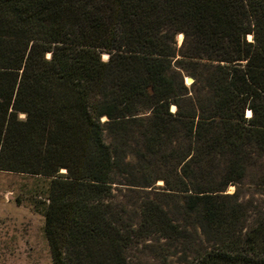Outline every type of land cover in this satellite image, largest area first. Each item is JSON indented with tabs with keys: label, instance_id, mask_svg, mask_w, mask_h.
<instances>
[{
	"label": "trees",
	"instance_id": "trees-1",
	"mask_svg": "<svg viewBox=\"0 0 264 264\" xmlns=\"http://www.w3.org/2000/svg\"><path fill=\"white\" fill-rule=\"evenodd\" d=\"M0 171L53 264H264V0H0Z\"/></svg>",
	"mask_w": 264,
	"mask_h": 264
},
{
	"label": "rangeland",
	"instance_id": "rangeland-1",
	"mask_svg": "<svg viewBox=\"0 0 264 264\" xmlns=\"http://www.w3.org/2000/svg\"><path fill=\"white\" fill-rule=\"evenodd\" d=\"M176 39L181 44L183 34ZM183 76L188 77L184 72ZM47 184L40 176L0 171V264H53L44 233ZM234 189L230 185L228 192Z\"/></svg>",
	"mask_w": 264,
	"mask_h": 264
},
{
	"label": "water",
	"instance_id": "water-1",
	"mask_svg": "<svg viewBox=\"0 0 264 264\" xmlns=\"http://www.w3.org/2000/svg\"><path fill=\"white\" fill-rule=\"evenodd\" d=\"M181 44H179L178 46H180ZM186 84H191L194 80H193V78L192 77H190V76H188V77H186ZM150 92H151V90H150ZM174 106V105H173ZM176 109V107L174 106V110ZM174 110H172V111H174ZM64 172V171H63Z\"/></svg>",
	"mask_w": 264,
	"mask_h": 264
},
{
	"label": "bare ground",
	"instance_id": "bare-ground-1",
	"mask_svg": "<svg viewBox=\"0 0 264 264\" xmlns=\"http://www.w3.org/2000/svg\"><path fill=\"white\" fill-rule=\"evenodd\" d=\"M181 34H182V33L178 34V35H177V37L179 36V38H181ZM248 38L250 39L251 37H250V36H248ZM179 42H180V41H179ZM171 109H172V110L174 109V106H173V105H172V108H171ZM249 113H250V112H249V111H247V115H249Z\"/></svg>",
	"mask_w": 264,
	"mask_h": 264
}]
</instances>
